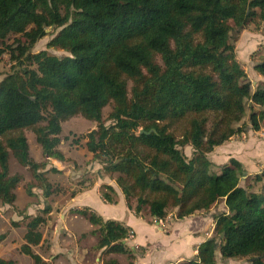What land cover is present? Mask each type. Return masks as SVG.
<instances>
[{"label":"trees","instance_id":"obj_1","mask_svg":"<svg viewBox=\"0 0 264 264\" xmlns=\"http://www.w3.org/2000/svg\"><path fill=\"white\" fill-rule=\"evenodd\" d=\"M261 22L264 0H0V62L6 54L15 62L0 83V203L13 206L22 181L10 174L11 156L39 183L29 184V195L34 187L46 198L53 193L39 172L43 166L30 157L25 131L35 134L47 157L64 162L57 149L62 123L81 116L98 125L86 136L87 150L105 175L117 176L136 216L147 209L162 221L174 209L182 220L225 202L227 212L214 218V236L195 258L178 264H216L218 255L264 264V172L250 176L244 188L246 171L238 160L219 175L209 159L216 147L246 132L248 111L252 130L262 129L264 83L252 91L231 43L232 31ZM52 27L59 33L48 47L69 56L32 52ZM12 35L21 39L7 45ZM255 70L264 79V58ZM110 105L106 126L103 110ZM187 146L191 158L182 150ZM260 183L262 190L254 191ZM103 189L102 198L116 204L114 188ZM49 213L48 206L44 215L24 218L21 253L34 264H50L32 249L44 241L40 228ZM77 213L97 228L103 264H120L111 255L133 264L127 227L86 209ZM0 264L15 262L0 258Z\"/></svg>","mask_w":264,"mask_h":264},{"label":"rangeland","instance_id":"obj_2","mask_svg":"<svg viewBox=\"0 0 264 264\" xmlns=\"http://www.w3.org/2000/svg\"><path fill=\"white\" fill-rule=\"evenodd\" d=\"M58 33L59 30H56L55 28L47 29L46 36L38 41L32 52L36 54L42 51H47L49 54L58 57L69 56V54L63 50L48 47L49 42ZM19 39H21V36L12 35L5 41V43L7 45H14L16 44L15 41ZM231 43L235 46L237 58L247 74V81L250 82L252 91L255 92L258 87L263 84L261 81L263 78L255 70V66L264 58V22H261L258 25L251 23L242 30L235 29L231 33ZM0 47H2L1 42ZM159 63L162 64L160 60ZM14 65L15 62L11 61L10 56L8 54L4 55L0 62V83L13 72L12 67ZM131 86L130 83L129 90H131ZM255 109L259 110L258 107H255ZM111 112V105L103 110V120L105 121L106 126L111 125V121L108 119ZM249 116L250 111L247 112L243 121V124L247 125L245 133L234 136L224 145L216 147L213 152L209 154V159L212 162L211 171L214 174L220 175L222 169L230 164L231 159L238 160L244 166L246 171L240 183L244 188L252 184L250 176L254 177L255 175L264 172V122L262 123V129L259 132H255L252 130ZM182 128L183 125L177 126L175 131L177 135H179ZM96 129H98L96 122L86 120L81 116H76L62 123V134L60 135L62 142L57 149L64 155V162L47 157L42 147L37 143L35 134L31 130L25 131L29 144L30 157L33 161L43 166L39 172L44 174L45 178L52 184L53 193L46 198L42 189L34 187L32 189L34 194L29 195L27 192L29 184L39 186V183L27 167L21 166L13 156L10 157V174L12 176H21L22 181L15 191L16 195L19 197L17 202L18 205L16 206L14 204L7 210L5 209L7 207L3 208L4 205L0 203V215L2 214L3 216L0 218V237L5 236V239L0 242V258L6 261L12 260L15 264H34L30 257L21 253V247L25 243L24 235L26 233V221L24 218L26 216L35 217L38 215H44L43 210L49 206L51 208V213L45 215V217L48 218V222L40 228L44 241L40 246L32 248L33 251L40 255L44 261L49 260L52 257L50 253L52 247L51 239L55 235L56 227L61 222L60 215L63 206L61 204H64L63 201L71 199L96 183L102 185L101 194L102 191H104V186L109 184L116 185L115 180L117 176L115 175L111 177L105 175L103 173V166L99 161L94 160L93 154L87 150L86 136ZM182 150L187 156H189L191 152L193 154V148L190 146L182 148ZM53 169L59 170V173L53 172ZM262 188L263 184L260 183L258 185L254 184L253 189L256 192H259ZM30 203L33 208L28 210L26 205ZM135 203L136 202L134 201V207L136 205ZM173 210L174 209H170L171 212ZM223 212H227L225 202L219 201L217 205L208 212V215L210 217H215ZM148 213L147 209L143 212V214ZM17 221H20L18 223H21V226L18 229L13 227L14 222ZM54 224H56L55 227ZM85 232V236L91 239L89 233L87 231ZM213 236L214 230L211 238ZM94 237L98 239V235ZM58 238L60 244L62 243L63 246L65 242L69 244L70 248H75V242L74 247H72L73 244L68 243V240H63L61 234L58 235ZM58 238H56V241ZM61 239L63 240L62 242ZM77 243L79 244V241H77ZM83 250H91L89 251L91 252V255L87 256L86 262L82 258L84 253L81 257ZM98 256L99 253L98 250L95 249V245L90 246V244H84L82 242L81 245L79 244V251L76 252V257L82 263L97 264L96 258H98ZM56 258L58 259L59 257ZM102 258L103 257L100 256V260ZM125 258L126 263L124 264H128L130 259L127 256H125ZM216 264H250V261L247 258L223 261L218 255Z\"/></svg>","mask_w":264,"mask_h":264},{"label":"crops","instance_id":"obj_3","mask_svg":"<svg viewBox=\"0 0 264 264\" xmlns=\"http://www.w3.org/2000/svg\"><path fill=\"white\" fill-rule=\"evenodd\" d=\"M261 81L264 83V79H261ZM191 155L192 152L189 156L191 157ZM109 185L116 192V204H109L102 198V185L98 183L83 190L71 199L63 201L64 204H61L63 205L60 215L61 222L56 227L55 235L51 239L52 247L50 253L52 257L46 262L50 264H84L76 257V252L79 251V244L81 245L82 242L90 244V246L95 245L96 247L98 243V239L94 237L96 235L93 234L97 228L77 213V211L85 209L99 215L106 221L119 222L134 232V239L129 243L133 254L136 256L133 264H178L185 260H191L197 256L199 246L211 238L215 227V217H210L208 212H199L182 220L176 218V210L170 212L168 217L162 221H156L149 213H142L141 216H136L129 209L121 190L115 184ZM18 199L19 197L17 196L16 206L18 205ZM26 207L28 210L33 208L31 203L27 204ZM3 208L8 210L11 206L4 205ZM2 217L1 214L0 218ZM18 222L20 221L14 223ZM55 226L56 224H54ZM85 231L89 233L91 239L85 236ZM60 234L63 240H68V243L73 244L72 247H74L75 242L76 251L75 248H70L69 244L65 242L64 246L62 243L60 244L58 238ZM56 238H58L57 241ZM62 239L61 242L63 241ZM77 241H79V244ZM89 251L83 250L82 254L80 252L81 257L84 253L82 258L85 262L87 256L91 255ZM98 253L99 256L96 258V262L97 264H103L102 259L100 260L103 250L98 251ZM56 257L59 258L57 259ZM108 258H114L120 264L126 263L124 255H111Z\"/></svg>","mask_w":264,"mask_h":264},{"label":"built area","instance_id":"obj_4","mask_svg":"<svg viewBox=\"0 0 264 264\" xmlns=\"http://www.w3.org/2000/svg\"><path fill=\"white\" fill-rule=\"evenodd\" d=\"M134 239V232L129 230L127 238L125 239V242L128 244Z\"/></svg>","mask_w":264,"mask_h":264},{"label":"water","instance_id":"obj_5","mask_svg":"<svg viewBox=\"0 0 264 264\" xmlns=\"http://www.w3.org/2000/svg\"><path fill=\"white\" fill-rule=\"evenodd\" d=\"M53 28V27H52ZM153 132H155V130H152ZM140 134H149L148 132H145L144 130H140Z\"/></svg>","mask_w":264,"mask_h":264}]
</instances>
